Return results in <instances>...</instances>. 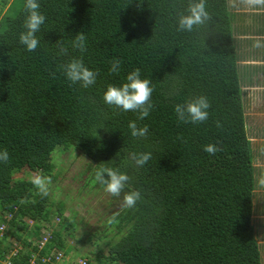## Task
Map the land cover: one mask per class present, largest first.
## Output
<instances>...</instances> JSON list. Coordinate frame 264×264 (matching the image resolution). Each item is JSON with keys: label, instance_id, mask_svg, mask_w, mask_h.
<instances>
[{"label": "trees", "instance_id": "obj_1", "mask_svg": "<svg viewBox=\"0 0 264 264\" xmlns=\"http://www.w3.org/2000/svg\"><path fill=\"white\" fill-rule=\"evenodd\" d=\"M5 1L0 0V150H8L9 160L0 163V264H55L53 249L74 254L84 241L108 236L115 242L105 253L79 256L85 264H262L261 235L251 220L259 152H253L246 129L238 72L244 59L257 58L243 50L252 40L240 36L260 28L250 23L240 35L235 0H206L212 19L190 32L177 31L178 13L189 0H38L46 20L31 52L19 42L25 0L13 14ZM235 2L237 9L245 5ZM254 17L258 22L263 16L251 15L249 22ZM81 31L84 53L71 46ZM61 46L67 55L59 54ZM72 57L98 72L94 85L85 89L67 80L59 66ZM113 59L120 61L115 73ZM136 68L154 88L153 108L143 120L103 101L107 85L122 86ZM200 94L211 102L207 121L179 122L174 105ZM130 121L148 125L146 139L131 136ZM210 143L222 150L206 153ZM57 150L86 159L82 190L103 189L93 181L105 163L127 172L131 189L142 194L132 209L122 206L123 192L106 194L117 222L100 218L102 228L83 230L86 239L77 247L65 240L74 224L64 216V201L51 214L45 208L50 197L18 177L29 172L55 179ZM131 151L151 152L152 158L136 169L127 159ZM55 216L60 222L38 250L44 225L50 229Z\"/></svg>", "mask_w": 264, "mask_h": 264}, {"label": "clouds", "instance_id": "obj_2", "mask_svg": "<svg viewBox=\"0 0 264 264\" xmlns=\"http://www.w3.org/2000/svg\"><path fill=\"white\" fill-rule=\"evenodd\" d=\"M248 6H264V0H243ZM25 19L23 22L24 31L19 33V42L25 46L26 50L31 52L37 49L39 40L36 33L40 31L41 25L45 23L46 17L40 11V4L38 0H25L24 3ZM212 19L211 13L207 10L206 0H189L188 7L184 12L178 13L177 31H192L193 26L203 25ZM72 48L78 49L81 53L86 51V36L84 32H78L71 41ZM255 47H260V43L256 42ZM68 49L61 46L60 55H67ZM110 71L115 73L119 70V59H113L111 62ZM64 76L71 84H79L82 88H89L96 83L98 75L97 71L89 69L82 58L72 57L66 63L59 66ZM54 75V74H53ZM154 88L151 85L149 78H141L139 68L129 72L126 76V82L122 86H115L108 84L106 91L103 93V101L109 106H114L122 109L125 112L131 111L138 113L137 120H143L148 117L153 108L152 93ZM211 102L206 95L200 94L187 98L181 103L174 105V112L179 122L184 124H200L209 118V109ZM219 127V124L217 125ZM130 134L134 138H147L149 134L148 125L145 124L139 127L137 121H130L128 124ZM203 150L210 154L215 155L222 149L215 144H207ZM151 152H136L131 151L127 155L128 161L131 165L140 169L151 160ZM9 160V153L7 149L0 150V163H7ZM131 177L127 172H122L119 167L107 166L101 163L94 172V183L101 185L105 192L113 197H120L123 192L122 206L126 209L136 207L137 201L141 200L142 194L138 190L131 189ZM51 178L46 176L37 175L32 179V183L39 191L40 195L46 196L48 194V186L51 184ZM129 191H125V188ZM116 216L109 217L108 223H116ZM42 237H48V243L51 240L50 234L52 230L47 227L44 229ZM62 253V252H60ZM63 255V261L66 264H71L69 258ZM84 261L78 258L73 264H80ZM85 262V261H84ZM6 264V263H5Z\"/></svg>", "mask_w": 264, "mask_h": 264}, {"label": "rangeland", "instance_id": "obj_3", "mask_svg": "<svg viewBox=\"0 0 264 264\" xmlns=\"http://www.w3.org/2000/svg\"><path fill=\"white\" fill-rule=\"evenodd\" d=\"M239 1V0H236ZM6 7L10 4V14L15 13L20 7V0H6ZM232 3L236 6L238 3ZM233 8L237 15H247L251 17L254 14H261L263 17L257 21V18H253V22L248 21V26L253 23V29L255 26H259L260 32L253 35L240 36V39L252 40V43L246 44L243 50L251 51L254 53L256 59H244L238 66V72L242 79L243 93L245 98V115H246V129L248 130L249 138L251 140V148L254 151L264 153V7L257 8L258 10L251 9L246 3L242 7ZM5 7V8H6ZM247 20V21H246ZM262 27V29H261ZM254 31V30H253ZM256 31V30H255ZM249 38V39H248ZM256 42L260 43V47H255ZM249 51V53H251ZM80 157V158H79ZM75 151L60 152L57 150L53 157L55 170L53 176L55 179H51V184L48 186V194L50 201L47 202L45 208H51V214L55 212V204L59 201H64L65 211L64 216L67 217L74 224V229L71 235H66L65 240L69 241L73 247L80 246L82 239H86L82 236V231L86 229L94 230L96 228H102L103 225L100 222V218L104 219L110 217L111 207L105 204L107 192L104 189L100 190H82L83 179L80 177L83 167L86 164V159ZM258 163L254 164L256 170L261 174V186L257 184L255 194L252 199V222L256 226L260 236L258 245L261 248V260L264 264V156L261 157ZM263 175V176H262ZM37 176L29 172H21L18 176L24 180H31ZM43 176V175H42ZM263 194V195H262ZM263 212V213H262ZM60 220L55 216L53 218L52 226L50 230L56 229V225ZM50 223L44 225V229L49 226ZM42 230L41 235L45 230ZM31 233L29 237L33 238ZM80 241L79 244H76ZM114 243L115 240L111 237L100 241L94 242L88 241L83 243L82 249L74 254L66 255L69 258L70 263L80 258V255H88L99 252L105 253L109 248V243ZM93 258L92 255H89Z\"/></svg>", "mask_w": 264, "mask_h": 264}, {"label": "crops", "instance_id": "obj_4", "mask_svg": "<svg viewBox=\"0 0 264 264\" xmlns=\"http://www.w3.org/2000/svg\"><path fill=\"white\" fill-rule=\"evenodd\" d=\"M236 1V0H235ZM235 1H234V3H235ZM255 7V6H254ZM253 7V8H254ZM257 7H260V6H257ZM254 10V9H253ZM256 10H258V9H256ZM234 12V11H233ZM235 13V12H234ZM235 15H236V13H235ZM244 18H246V19H248V17H247V15H242L241 17L239 16V15H237V17H235V21H236V26L238 25V28L240 29V31L242 30V28H243V32H241V34L240 35H243L244 34V32H247L246 31V28L248 29V21L247 22H245V19ZM250 33H248V35H249ZM250 35H253V34H250ZM251 43H252V41H251ZM250 43V44H251ZM240 64V63H239ZM264 156V153H262V152H259V157H258V160H256L255 162H254V164H256V163H258L257 161H259L260 159H261V157H263ZM255 167V166H254ZM257 170H255V172H256ZM257 175H260L261 176V174H259V172L257 171ZM260 176H258L256 179H255V190H257L258 191V189H256V187H257V184H260V186H261V178H260ZM263 176V175H262ZM255 190H254V194H255ZM263 195V194H262ZM263 213V212H262Z\"/></svg>", "mask_w": 264, "mask_h": 264}, {"label": "built area", "instance_id": "obj_5", "mask_svg": "<svg viewBox=\"0 0 264 264\" xmlns=\"http://www.w3.org/2000/svg\"><path fill=\"white\" fill-rule=\"evenodd\" d=\"M47 243H48V237H42L40 239L39 244H37V249L40 250ZM50 257L53 258V261H54L55 264H61V262L63 261L62 253H60L56 249L52 250V254L50 255ZM50 257L46 260V262H51ZM6 264H9V263H6ZM80 264H85V262L84 261H80Z\"/></svg>", "mask_w": 264, "mask_h": 264}]
</instances>
